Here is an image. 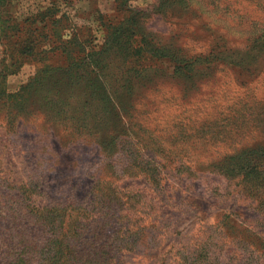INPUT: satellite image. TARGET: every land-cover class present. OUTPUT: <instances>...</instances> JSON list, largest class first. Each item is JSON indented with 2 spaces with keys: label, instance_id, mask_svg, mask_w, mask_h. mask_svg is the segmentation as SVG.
I'll return each mask as SVG.
<instances>
[{
  "label": "rangeland",
  "instance_id": "1",
  "mask_svg": "<svg viewBox=\"0 0 264 264\" xmlns=\"http://www.w3.org/2000/svg\"><path fill=\"white\" fill-rule=\"evenodd\" d=\"M66 1L57 72L0 29V264H264V0Z\"/></svg>",
  "mask_w": 264,
  "mask_h": 264
},
{
  "label": "trees",
  "instance_id": "2",
  "mask_svg": "<svg viewBox=\"0 0 264 264\" xmlns=\"http://www.w3.org/2000/svg\"><path fill=\"white\" fill-rule=\"evenodd\" d=\"M46 1L49 2V7L46 10L39 6L34 11L29 12L26 19L20 22L17 19L14 21L9 16L8 9H5V14H0V29L2 34L6 36L13 31L15 32L14 46L6 47L3 45L5 47L3 53L6 54L5 56L7 58L10 57L12 60L11 73H20L24 65L31 62H41L43 64L44 67L39 75L57 72L59 71L58 68L48 64L47 59L49 60L51 56L55 58V56L62 52L69 57L68 55L70 53L68 51H70V46L74 48L80 47L77 37L72 38L69 42H64L63 40L66 27L71 25V23L75 26L78 20V14L76 13L70 18L69 15L71 14L62 10L61 5H69V2L66 0L62 2H55L53 0ZM6 3V0H0V6ZM6 7H8L7 4ZM62 11L65 12L64 15L60 19H57V16ZM120 30H123L122 27ZM123 31L125 32V30ZM52 37L59 44L49 51L43 49L39 52L38 48L50 42ZM0 38H2V35ZM141 54L142 50H139V55Z\"/></svg>",
  "mask_w": 264,
  "mask_h": 264
}]
</instances>
